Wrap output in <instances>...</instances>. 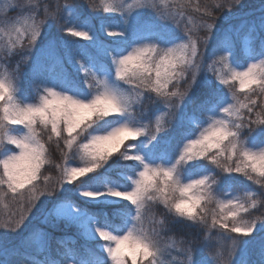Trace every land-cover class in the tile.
<instances>
[{"label": "snow or ice", "instance_id": "snow-or-ice-1", "mask_svg": "<svg viewBox=\"0 0 264 264\" xmlns=\"http://www.w3.org/2000/svg\"><path fill=\"white\" fill-rule=\"evenodd\" d=\"M88 4L0 20V264H248L235 256L256 246L264 264V3L247 51L216 23L242 0ZM241 177L242 195L222 189ZM169 216L215 250L165 243ZM73 228L84 246L54 235Z\"/></svg>", "mask_w": 264, "mask_h": 264}, {"label": "trees", "instance_id": "trees-1", "mask_svg": "<svg viewBox=\"0 0 264 264\" xmlns=\"http://www.w3.org/2000/svg\"><path fill=\"white\" fill-rule=\"evenodd\" d=\"M25 0H19V9H21L24 6ZM64 0H36L33 3H28V9L31 10V13L33 15H36L37 19H43L45 15V10L48 12H54L58 5L63 4ZM80 4L81 11L85 13V15L88 14V0H78ZM198 0H192V3H197ZM200 2H207V3H213L214 0H200ZM243 7H234L232 10L224 9L223 11L216 13V23L218 25V31L222 30L226 27L227 23H231L234 26H237L236 29L232 33V38L237 44V46L243 45L241 38L244 36H247V30L244 28L242 21L245 19H251L252 17H259L260 15V5L264 3V0H242ZM192 15L198 16V13H194L191 11V9L188 10ZM104 18V14H98L96 18L93 19L92 23L94 24L98 34L100 33V28L98 27L101 20ZM110 22L115 23L116 20H111ZM47 31V30H46ZM52 34H56L55 30H53ZM179 34V33H178ZM203 35V33H201ZM106 41L110 40L111 38L103 37ZM215 38L212 36H209V45L214 43ZM84 41L81 40V43ZM245 50V49H244ZM38 51V49H37ZM205 51H210L209 46H205ZM21 57L19 55L13 56L10 58L9 67H15L16 63L20 61ZM21 71L25 75L21 77V87L24 88L26 91L30 90L29 82H28V74L30 73V65L27 63L21 64ZM148 103V102H146ZM150 110L154 113L158 112L162 109L161 103H155L149 105ZM58 156V154H57ZM118 166H114L112 168L113 174L118 171ZM52 175H56V171L54 169H51ZM252 182L247 181L245 178L241 177L238 181H229L225 180L221 187L226 192H233L242 195V190L246 186H250ZM8 203V198L5 197L3 201H0V217H3L6 214V210L4 208V204ZM154 212L156 214V218H161L164 215V209L163 206L160 205L154 209ZM253 215L259 216L261 215L260 211H253ZM168 219V228L170 231L166 232L164 234L165 236V243H171L172 240H175L179 242L181 238H188L191 239L192 236H195L197 239H201L202 236H206L208 243L212 246L209 250H207L206 254L208 252L214 251L215 246L217 244V237L214 233H200L197 229H190L186 227L183 224H173L172 223V217H167ZM56 237H64L66 239H71L74 241L75 247H81L85 245V240L79 236L76 233V230L73 229H61L55 232L54 234ZM235 235V234H234ZM261 235H264L262 233ZM9 239L13 244H19L21 237L17 235L16 233H9ZM36 258L43 259L42 256L36 255L35 252L32 253ZM173 255H177L176 252H173ZM246 258L248 260V264H259L260 261V252L259 247L256 246L255 248L249 249L247 253L241 252L239 256H235L237 260L241 258Z\"/></svg>", "mask_w": 264, "mask_h": 264}, {"label": "rangeland", "instance_id": "rangeland-1", "mask_svg": "<svg viewBox=\"0 0 264 264\" xmlns=\"http://www.w3.org/2000/svg\"><path fill=\"white\" fill-rule=\"evenodd\" d=\"M36 0H25L24 6L19 9V0H0V20H6L9 23H16L19 21L20 23H23L25 20H29V18L33 15L31 13V10L28 9V3L31 4ZM129 2H132V0H129ZM158 4L162 3V0H156ZM169 3L172 2V0H168ZM146 15L151 16L152 13L148 12ZM30 22V20H29ZM17 26H20L19 24ZM4 24H0V28H3ZM100 28V23L98 25ZM246 37L244 36L241 38V41L243 43L245 51L248 50L247 47V41ZM80 39V38H76ZM73 166H79L78 164H74ZM234 195H240L237 193L230 192Z\"/></svg>", "mask_w": 264, "mask_h": 264}]
</instances>
